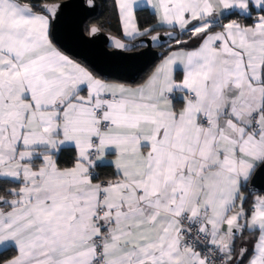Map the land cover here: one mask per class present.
Listing matches in <instances>:
<instances>
[{
	"label": "snow or ice",
	"instance_id": "1",
	"mask_svg": "<svg viewBox=\"0 0 264 264\" xmlns=\"http://www.w3.org/2000/svg\"><path fill=\"white\" fill-rule=\"evenodd\" d=\"M115 5L167 44L136 84L62 51L64 0H0V264H264V0Z\"/></svg>",
	"mask_w": 264,
	"mask_h": 264
},
{
	"label": "water",
	"instance_id": "2",
	"mask_svg": "<svg viewBox=\"0 0 264 264\" xmlns=\"http://www.w3.org/2000/svg\"><path fill=\"white\" fill-rule=\"evenodd\" d=\"M64 2L69 7L64 9L57 21L56 37L59 46L67 55L85 62L90 67L122 69L117 75L108 78H119L123 82L132 83L162 56L161 46L153 44L147 37L126 40L102 29L94 37H89L88 30L95 24L89 25L87 32L84 30V24L96 14L97 0H93V6H89L87 0H64ZM156 31L162 33L165 29ZM110 37L135 46L127 50L114 49ZM161 43L167 45L164 41ZM254 188L253 194H264V177L256 181Z\"/></svg>",
	"mask_w": 264,
	"mask_h": 264
},
{
	"label": "trees",
	"instance_id": "3",
	"mask_svg": "<svg viewBox=\"0 0 264 264\" xmlns=\"http://www.w3.org/2000/svg\"><path fill=\"white\" fill-rule=\"evenodd\" d=\"M97 4H98V9H97L96 14L90 17L84 24L85 32H87V28L89 25L95 24L100 29L108 33H111L115 36L123 38L120 32V24H119L115 1L114 0H97ZM137 15H138V25L140 26V28L149 27L150 25L154 23L153 17L148 11L138 10ZM156 30H161V29H156ZM161 49L163 50V55H165L167 53V45H164L163 47H161ZM163 55L157 61H155L152 65H150L144 72H142L138 76L137 80H135L132 83L129 82V84H136V83L141 82L145 78V76L148 74L150 69L153 67V65L156 62H158L163 57ZM80 62L85 64L86 66H89L83 61H80ZM109 79H112V78H109ZM72 155H73V151L71 149L65 148L61 150L60 156H59L60 165L68 166L69 162L71 161ZM97 170L99 173V178H102L103 176H105V172H108L106 173L108 175H110L112 172V169L108 167H98ZM245 235H247V233H245Z\"/></svg>",
	"mask_w": 264,
	"mask_h": 264
},
{
	"label": "crops",
	"instance_id": "4",
	"mask_svg": "<svg viewBox=\"0 0 264 264\" xmlns=\"http://www.w3.org/2000/svg\"><path fill=\"white\" fill-rule=\"evenodd\" d=\"M115 1V0H114ZM116 10H117V14H118V19H119V24H120V32H121V35H122V37L124 38V39H126V40H132L131 38H129V37H126L125 36V34H124V30H123V25H122V23H121V21H120V17H119V12H118V9L116 8ZM167 54V53H166ZM165 54V55H166ZM71 57V56H70ZM72 58V57H71ZM163 58V57H162ZM161 58V59H162ZM74 59V58H73ZM160 59V60H161ZM160 60L158 61V62H156L154 65H153V67L150 69V71L148 72V74L153 70V68L156 66V64H158L159 62H160ZM147 74V75H148ZM146 75V76H147ZM182 75H183V73H182V71H176L175 72V78H176V80L179 82L181 79H182ZM145 76V77H146ZM121 82H123V81H121ZM124 83H129V82H124ZM177 96H179V93H177ZM106 173H108V172H105V176H103L101 179H104V178H106L107 176H108V174H106ZM260 195H264V194H260Z\"/></svg>",
	"mask_w": 264,
	"mask_h": 264
},
{
	"label": "built area",
	"instance_id": "5",
	"mask_svg": "<svg viewBox=\"0 0 264 264\" xmlns=\"http://www.w3.org/2000/svg\"><path fill=\"white\" fill-rule=\"evenodd\" d=\"M96 171L98 172V170L96 169Z\"/></svg>",
	"mask_w": 264,
	"mask_h": 264
}]
</instances>
